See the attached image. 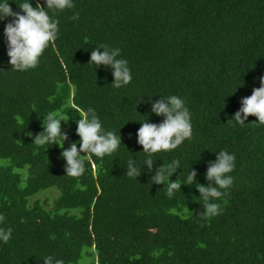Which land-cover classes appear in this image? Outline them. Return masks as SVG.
I'll list each match as a JSON object with an SVG mask.
<instances>
[{"label":"trees","instance_id":"obj_1","mask_svg":"<svg viewBox=\"0 0 264 264\" xmlns=\"http://www.w3.org/2000/svg\"><path fill=\"white\" fill-rule=\"evenodd\" d=\"M73 2L49 10L59 34L26 71L9 65L0 24V230L12 229L0 242V264H43L47 255L64 264H264V125L251 115L244 125L227 123L264 74V0ZM100 44L121 50L128 85L114 87L110 70L95 73L87 64ZM160 95L185 101L192 137L154 154L152 173L142 166L130 178L128 160L142 165L146 158L136 121L162 119L147 97L136 102ZM89 107L122 144L103 158L82 157L84 173L71 177L60 153L79 141L77 108ZM48 113L68 119L61 121L63 149L32 142ZM220 150L236 162L228 195L213 201L218 215H206L195 185L169 197L168 181L151 179L156 167L178 159L172 181L182 183L190 168L206 186L207 162ZM48 189L58 193L50 206L40 193Z\"/></svg>","mask_w":264,"mask_h":264},{"label":"clouds","instance_id":"obj_2","mask_svg":"<svg viewBox=\"0 0 264 264\" xmlns=\"http://www.w3.org/2000/svg\"><path fill=\"white\" fill-rule=\"evenodd\" d=\"M11 3H15L19 11H13L10 7ZM74 7L73 0H43V6L40 0H37L35 6L31 0H23L19 5L15 0H0V24H3V42L11 68L18 71L35 68L44 50L57 39L59 34V20L50 15L49 10L62 12L64 9ZM71 19L77 21L79 14L74 13ZM120 53L121 50L117 47L100 44L91 48L87 63L94 66L95 73L101 67L110 70L113 77L111 84L116 88L126 86L132 80L128 61L120 58ZM258 80L259 87H253L251 95L240 99L238 111L227 123L234 121L235 124L244 125L248 116L251 115L256 117L255 123L264 125V74H261ZM153 96H141L136 104L141 98L147 97L151 113L162 119L159 123L148 122V117L136 121L140 124L135 133L136 143L142 146L140 152L145 153L146 158L142 165H138L133 157L128 160L126 175L130 178L137 179L141 174L142 166L152 173L154 154L174 150L192 137L191 113L185 101L177 95H160V98L156 100L152 99ZM73 107L76 108L75 105ZM77 111L80 112L79 119L75 120L78 142H72L67 149H63V144L68 137L61 131V121L68 119H62L52 113L41 118L42 131L32 140L41 146L59 145L63 149L60 155L65 162V174L71 177H78L84 173L85 161L82 157L91 154L103 158L105 155L116 152L122 144L119 132L117 134L103 128L95 109L77 108ZM27 135L32 134L27 133ZM213 153H215V159L207 162L206 171L203 174L208 182L206 186L196 181L197 172L190 168L182 183H177V180L172 181L170 178L177 169H180L181 162L178 159H173L167 164L163 162L156 167L151 179L156 184H163L167 180L169 197L175 190H180L181 185H195L206 215L209 217L218 215L222 209L213 201L228 195V190L234 183V177L230 174L235 169L236 156L227 150ZM3 220L4 217L0 214V222ZM11 234V228L6 231L0 230V242L7 243ZM42 260L43 264H64L63 259L53 255H47Z\"/></svg>","mask_w":264,"mask_h":264},{"label":"rangeland","instance_id":"obj_3","mask_svg":"<svg viewBox=\"0 0 264 264\" xmlns=\"http://www.w3.org/2000/svg\"><path fill=\"white\" fill-rule=\"evenodd\" d=\"M40 193L43 194V197H42V201L43 202L46 201L47 197H48L47 204L50 206L52 204V202H53V199H54L55 195H56L55 191H51L50 189H48L47 191L40 192ZM44 193H46V194L44 195ZM57 195H58V193H57Z\"/></svg>","mask_w":264,"mask_h":264}]
</instances>
